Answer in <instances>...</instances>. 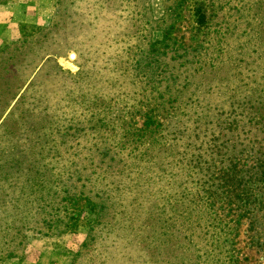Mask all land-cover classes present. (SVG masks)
Segmentation results:
<instances>
[{"label":"rangeland","instance_id":"1","mask_svg":"<svg viewBox=\"0 0 264 264\" xmlns=\"http://www.w3.org/2000/svg\"><path fill=\"white\" fill-rule=\"evenodd\" d=\"M14 1L0 0V165L27 178L25 165L45 157L87 190L116 189L122 214L95 226L96 240L83 247L96 218L81 199L76 228L30 237L21 256L1 264H152L159 252L187 261L193 254L178 243L210 249L211 235L200 233L210 217L226 226L223 243L236 264H264L256 202L264 196V0H34L30 12L48 17L22 23L4 18ZM171 22L179 52L167 56L159 42ZM151 48L153 63L144 55ZM148 111L167 127L157 142L155 132L134 136ZM206 142L219 147L209 162ZM149 163L158 166L144 170ZM215 167L223 170L209 173ZM159 196L167 206L154 205L155 216L166 212L155 228L141 217ZM134 230L147 236L143 246Z\"/></svg>","mask_w":264,"mask_h":264},{"label":"trees","instance_id":"2","mask_svg":"<svg viewBox=\"0 0 264 264\" xmlns=\"http://www.w3.org/2000/svg\"><path fill=\"white\" fill-rule=\"evenodd\" d=\"M198 14L201 15L200 8H198ZM205 22L206 18L202 15L199 16L198 23L201 26H204ZM172 25L173 23L171 22V24L166 27L167 29H164V38L159 42V44L164 45L162 46L163 49L161 48V51H163V54L167 56L171 55L172 52L175 54L179 52L178 50L172 51L173 49H171L170 41L172 39L170 38L173 30ZM144 55H148L151 58L150 63L155 62L159 56L158 52L155 54V49L153 48L144 52ZM212 64L215 65V62ZM27 79H23L21 81L22 88L27 82ZM25 92L21 95L19 101L14 107V110L10 113L6 122H4L5 124L3 123V126L9 123L15 114L16 109L25 102L27 97V93ZM236 122L238 123V119L234 118V122H229V124L233 126L234 124H237ZM143 125L144 127L137 129L135 132L136 135L134 134V136H137V139H144L149 132H155L158 136V138H155V142H157L160 140L164 129H167V127H164L163 124L160 123L154 115H152L151 111H148V113L145 114V122ZM3 126L1 127L3 128ZM3 129H5V126ZM218 133L219 132L211 133L210 136H216L218 138ZM2 137L3 136L0 137V140ZM228 141L229 140H227L226 143H229ZM212 144L213 143H210V145H208L206 142L205 149L206 151L209 150V153L208 155H205L206 153L204 152V161H212L213 152L216 148L219 149V147ZM220 147L225 146L223 145ZM41 149L44 150V147H41ZM253 150L254 148L251 151ZM107 153L109 152L106 151V153L103 154ZM232 157L234 158L235 156ZM199 158H201V154L199 153L197 155H193L192 157L193 161H198ZM237 158L238 157L236 156L235 159ZM216 159L218 162L221 161L219 158ZM260 161L261 158L257 160L258 163ZM258 163H256V165H258ZM49 164L50 162H47L45 157H40V159L35 160V162L29 161L24 167L27 172L31 173V176L27 174V178L19 175L15 176L13 171L17 170V168L14 166L10 167V171H7V168L0 165V264L8 259L21 256L19 252L23 247H25V242L30 237L35 238L39 236L64 234L76 228L78 225L77 214L80 210L78 206L81 199H83L85 204H88V207L95 212L96 218V222L92 225L90 234L83 247H87L96 240L95 226H102V224L105 225L110 222L108 219H113L115 215L122 214L118 208L122 205L119 203L121 197L119 192L115 193V191H117L116 189H110L108 191H104L100 188L87 190L85 182L82 183V186L78 184L80 183V178H78V180H72L70 177L68 179L67 177L64 178L60 174L61 172L57 173V171H54V167L49 169ZM219 164H222V162H219ZM81 165H79V167H73L72 165L69 169L81 170ZM156 166H158V164L149 163L144 166L143 169L150 171V169L155 168ZM218 168L219 167H215V169L209 173L215 174L216 172H221L223 170V168ZM18 169H20V167ZM145 181L148 189L150 187V182L147 177ZM139 182L140 181L136 179L135 184L138 186ZM96 183L97 179L90 185L96 186ZM154 183L156 182L154 181ZM134 186L137 190L136 185ZM204 192L206 193V191ZM140 197H132L131 203L133 201H137ZM199 197L201 198L204 206L210 205L211 202H206L204 196L200 194ZM256 202L264 208V196H262V199H257ZM154 205L161 206L166 209L167 202L161 196L156 198V200H150L147 203L145 216L144 218H141L144 223H148L150 220L151 222L153 221V226L156 228V225L159 226L160 222L164 221L166 212L161 211L157 214V216H155L153 213ZM171 205L172 207H175V204L172 203ZM213 210L214 209H211L210 211ZM172 211L173 209L170 210V213H173ZM167 212L169 213V211ZM128 217L132 218V213H130ZM214 217L217 216L214 215ZM210 218L212 219V217ZM210 218L204 221L203 226L200 229V233L204 235L205 233L206 235H211L208 238L211 250L205 249L200 242L198 243L199 248L192 251L186 247V244H184L183 247V242L178 243L177 249H181L184 253L186 251L189 252V254H193V257L187 256L189 260L186 261V259H182V256H179L178 254L174 256L166 255L168 257H163V254L159 252L160 254H156L150 262L152 264H185V262H187V264H236V260H234V256H232L230 248L226 247V243H223V238L226 235V226L212 224L210 222ZM148 226L151 225L149 224ZM139 229L145 232L146 227L142 228L139 226ZM154 231L156 232V229ZM133 236L134 239L138 240L137 244H141V246H143V238H147V236L142 237V235L135 230L133 231ZM183 239H186V237ZM165 242L168 244L169 241L166 240ZM210 251L211 254H209ZM214 251H217V253ZM177 261L181 262L177 263Z\"/></svg>","mask_w":264,"mask_h":264},{"label":"crops","instance_id":"3","mask_svg":"<svg viewBox=\"0 0 264 264\" xmlns=\"http://www.w3.org/2000/svg\"><path fill=\"white\" fill-rule=\"evenodd\" d=\"M31 2H35L34 0H17L14 2H10L8 5L3 6V8H6L5 10V15L4 18L7 20H20V22H28L27 20L29 19H36L38 20H43L44 17H48V11L44 9H34L36 13H31L30 9L31 8ZM22 20V21H21Z\"/></svg>","mask_w":264,"mask_h":264}]
</instances>
